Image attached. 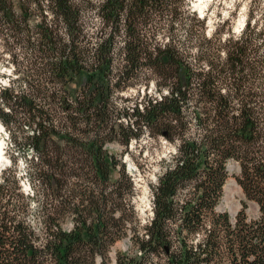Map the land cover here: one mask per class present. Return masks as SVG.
<instances>
[{"label": "trees", "instance_id": "trees-1", "mask_svg": "<svg viewBox=\"0 0 264 264\" xmlns=\"http://www.w3.org/2000/svg\"><path fill=\"white\" fill-rule=\"evenodd\" d=\"M48 1L50 6L45 8L65 27L64 38L45 21L37 35L29 33L31 5L44 11L39 2L19 0L16 6L12 0H0V37L32 54L33 79L27 83L30 96L18 92L19 87L10 81L0 88V122L11 135L10 144L35 152L37 159L44 155L47 137L58 135L53 132L60 126L57 109L96 116L106 108L111 95L110 60L88 65L83 59L85 49L77 45L75 4L71 0ZM184 1L103 0L96 7L97 15L110 24L111 31L123 37L125 65L117 78L127 70L134 73L153 67L147 61L155 54L161 56L159 66L163 63L165 68L174 69L173 76L158 72L166 95L158 102L148 100L143 112L135 106L132 116L141 119L145 128H162L168 140H180L171 165L152 189V219L142 235L130 238L131 253L118 254L115 264H264V13L255 27L250 28L249 18L239 36L228 35L221 44L216 37L204 36V19L200 21L194 14L192 26L184 28L177 5ZM175 26L186 41L193 43L192 56L181 54L170 44L162 50L150 46L152 38L148 42L147 34L168 41L170 37L173 42ZM111 45L108 35L98 50L107 47V54ZM131 78L129 75L127 79ZM52 80L60 87L59 96ZM79 90L85 94L83 99ZM187 110L193 115L194 129L188 131L183 123L176 137V123ZM21 123L31 129V135L19 137L18 143L10 127ZM61 140L74 142L69 136H61ZM85 150L94 176L106 185L115 170L112 159L102 152L96 139ZM229 161L240 168L236 182L244 197L234 221L227 212L216 211ZM11 172L1 175L0 197L5 195V180L14 176ZM187 187L193 191L180 195ZM57 201L60 204L62 199ZM249 201L258 206L255 219L245 213ZM107 205L103 193L94 201L73 198L74 227L70 231L46 224L44 217L51 213L42 206L45 233L40 238L24 221H15L14 204L0 202V264H91L85 262L84 253L103 254L118 239L107 240L109 226L103 217ZM86 207L92 208L91 222L82 216ZM175 242L178 246L174 248Z\"/></svg>", "mask_w": 264, "mask_h": 264}, {"label": "rangeland", "instance_id": "rangeland-1", "mask_svg": "<svg viewBox=\"0 0 264 264\" xmlns=\"http://www.w3.org/2000/svg\"><path fill=\"white\" fill-rule=\"evenodd\" d=\"M12 1L17 6L19 0ZM102 1L71 0L78 9L75 28L79 35L77 45L86 51L83 59L88 65L92 62L98 64L104 59L110 60L111 95L106 108L98 113L99 116L66 114L57 109L56 118L60 126L53 132L58 135L47 137L44 155L39 159L36 158L35 152L26 151L23 146L20 148L19 145H11V135L0 122V185L3 184L1 175L4 171H12L10 175L14 174L5 180V195L0 197V202L7 201L8 204H14L16 208L12 214H14L15 221H24L41 238L45 233L40 214L42 206H45V209L51 213L48 217H44L46 224L54 223L62 230L70 231L74 227V215L71 213L73 198L79 201L80 198L89 197L94 201L103 193L108 200V205L103 211V217L109 226L107 240L118 239L103 254L86 252L83 258L85 262L89 261L91 264H115L118 254L131 253L130 238L134 234L142 235L145 226L152 219V189L157 185L166 167L171 165L180 140H168L162 135V128L151 127L150 130L149 127L142 126L141 119L132 116L135 106L143 112L148 100H153L152 103L158 102L166 95L167 91L162 87L164 81L158 72L173 76L174 69L165 68L166 64L163 63L159 66L161 56L157 57L155 54L151 61H147V64L153 67H142L134 73L127 70L120 78H117L118 71H121L125 65L121 49L123 37L111 31L110 24L105 23L97 15L96 7ZM35 2V4L38 2L42 4L44 11L37 9V6L35 8L34 4L31 5L32 17L28 26L29 33L37 35L40 25L45 21L48 27L55 30L59 38H64L65 27L56 18L54 12L45 8L47 5L50 6L49 1L35 0ZM263 3L264 0H185L177 5L185 29L192 26L190 19L194 14L200 21L204 19V36L206 38L216 37L221 40L222 44V40L228 35L239 36L244 28L241 29L243 23L246 24L249 18L251 19L250 28L255 27V23H259L262 19ZM150 31L152 33L151 29ZM181 33L182 31L175 26L173 42L170 37L168 41L166 37H150L149 33L147 34L148 42L152 38L150 46L155 47V50H162L164 46L170 44L176 47L181 54L192 56L193 43L186 41ZM108 35H110L112 45L111 50L106 54L108 48L98 50V44ZM31 57L30 52H24L13 45L11 40H3L0 37V88L6 87L10 81L19 87L18 92L30 96L32 92L28 89L27 83L33 82L30 78L29 59ZM129 75L132 76L131 79H127ZM52 81L54 82L52 86L59 96L60 87L55 83L56 81ZM161 87L162 91H160ZM78 93L83 99L85 95L83 90H79ZM183 116V119L176 123V137L178 133L181 134L183 123L188 131L192 132L194 129L191 112L187 110ZM22 124L10 127L11 134L18 137V143L19 137L31 135V129ZM19 131L22 133L18 134ZM61 136H69L74 142L66 143L61 140ZM95 139L101 145L102 152L112 159L115 166L106 185L100 183L99 179L94 176L91 158L85 150L86 145ZM230 166L233 167L232 170ZM226 169L228 176L216 211H226L234 215L241 209V201L244 199L236 182L240 168L236 162L229 161ZM226 188L228 195L231 196L227 203L225 202ZM191 191L193 190L187 187L180 191V195ZM59 199H62L60 204L57 201ZM232 204L236 206L232 208ZM220 205L224 206L223 210L218 208ZM0 211L3 212V209ZM245 213L249 219L257 218V204L247 202ZM82 216L87 222H91L92 208L86 207ZM119 216H122V220H118ZM229 216L234 221L230 214ZM176 246H178L177 242L174 243V248Z\"/></svg>", "mask_w": 264, "mask_h": 264}, {"label": "bare ground", "instance_id": "bare-ground-1", "mask_svg": "<svg viewBox=\"0 0 264 264\" xmlns=\"http://www.w3.org/2000/svg\"><path fill=\"white\" fill-rule=\"evenodd\" d=\"M0 129H1V127H0ZM230 168H231V170L233 169L232 166H230ZM233 185H234V184H233ZM225 193H226V196H225V202L227 203V202L231 199V196L228 195V189H227V188L225 189ZM234 206H236V205L232 204L231 207L233 208ZM223 207H224L223 205H220V206H219V209H220V210H221V209L223 210ZM231 215H232V214H231ZM232 216H233V215H232Z\"/></svg>", "mask_w": 264, "mask_h": 264}, {"label": "water", "instance_id": "water-1", "mask_svg": "<svg viewBox=\"0 0 264 264\" xmlns=\"http://www.w3.org/2000/svg\"><path fill=\"white\" fill-rule=\"evenodd\" d=\"M244 25H245V22L243 23V25H242V27H244ZM162 61L164 62V63H166L167 62V59H166V57L165 56H163L162 57ZM235 207V206H234ZM219 208V207H218ZM222 210V209H221ZM229 214L231 215V213L229 212ZM235 215H236V212L234 213V215L232 216L233 218L235 217Z\"/></svg>", "mask_w": 264, "mask_h": 264}]
</instances>
